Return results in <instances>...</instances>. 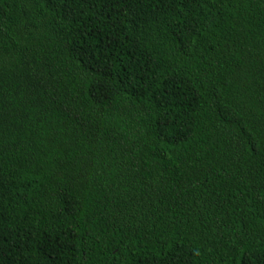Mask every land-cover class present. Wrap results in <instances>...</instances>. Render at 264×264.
<instances>
[{"label":"trees","instance_id":"16d2710c","mask_svg":"<svg viewBox=\"0 0 264 264\" xmlns=\"http://www.w3.org/2000/svg\"><path fill=\"white\" fill-rule=\"evenodd\" d=\"M0 264H264V0H0Z\"/></svg>","mask_w":264,"mask_h":264}]
</instances>
